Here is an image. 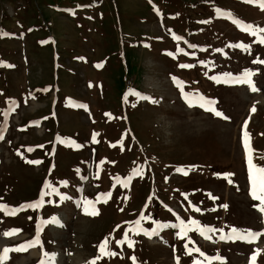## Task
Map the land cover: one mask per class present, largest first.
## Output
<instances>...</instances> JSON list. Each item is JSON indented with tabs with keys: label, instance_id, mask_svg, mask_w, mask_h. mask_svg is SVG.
Returning a JSON list of instances; mask_svg holds the SVG:
<instances>
[{
	"label": "rangeland",
	"instance_id": "374dc122",
	"mask_svg": "<svg viewBox=\"0 0 264 264\" xmlns=\"http://www.w3.org/2000/svg\"><path fill=\"white\" fill-rule=\"evenodd\" d=\"M217 9L264 28L244 0H0V204L16 211H0V252L37 246L3 264H90L106 237L117 255L96 264H250L264 250V236L220 239L264 232L247 162L264 167V44ZM245 70L259 91L212 79ZM193 93L223 115L190 107ZM138 219L149 234L118 245ZM180 220L216 231L183 236Z\"/></svg>",
	"mask_w": 264,
	"mask_h": 264
},
{
	"label": "snow or ice",
	"instance_id": "6c2138e0",
	"mask_svg": "<svg viewBox=\"0 0 264 264\" xmlns=\"http://www.w3.org/2000/svg\"><path fill=\"white\" fill-rule=\"evenodd\" d=\"M245 3H250V4H257L259 5V7L264 10V0H244ZM217 15H223L225 18L231 19L233 21V23H235L237 25V27H239L242 31L249 33L250 35H253L255 37H257L256 42L259 44H264V28H259L258 26H254L252 24H247L244 21L240 20L237 17H234L232 15V13L230 11H226V10H220L217 9ZM174 39H176L177 41L181 40L182 37L179 36H174ZM189 47L195 48L196 45H189ZM230 47H240L243 48L245 50H249L250 49V45H244L243 43L241 44H237V45H230ZM184 50L182 48H177V52H183ZM217 51H221L219 49H217ZM254 63H260V64H264V60H255L253 61ZM3 62H0V64H2ZM200 63H204L203 61H201ZM194 65H189V64H183L180 65V67H193ZM225 79L224 80H219L217 77H212V79L217 80L218 83L223 82V83H237V84H247L250 88V90L252 92H257L259 91V89L256 87L255 83L252 80V76L255 75V73H253L251 70H245L240 76L238 77H232L231 74L229 73H225L223 74ZM137 95L140 99H149L148 97H144L138 93H132ZM191 99H189V97L186 95L185 99L188 101L189 106L193 107V106H199V107H205V110L213 112L216 116H222L223 114L219 111H217L213 106L215 105L216 101L213 100H209L205 97H203L201 94L199 93H193L191 94ZM11 107L9 109L6 110L7 114H10L11 111H13L16 107L15 102H10ZM80 107H85L84 105H80ZM252 111H255V108L253 107ZM225 119H227V117H224ZM247 122H245V127H246ZM247 135V133H246ZM0 139H3V135H2V131H0ZM93 140L95 141V134L93 136ZM31 150V149H29ZM245 150H246V154L249 151V146L247 141H245ZM28 163H39V161H27ZM248 165H249V177L252 183V188H251V196L254 200L259 201L258 205H255V207L258 208L259 212H261L262 214H264V167H256L255 171H253V164H252V160H251V156H248ZM178 171H180V169H178ZM187 174V173H185ZM136 175H141V168L137 167L134 168L132 170L131 175L126 178L123 181V186L127 187L128 186V181L131 180V178L133 176ZM53 192L56 191L55 188L52 189ZM45 195L48 193H44ZM102 196H107L110 197L111 193H106V194H101ZM63 198V197H62ZM104 202L106 203L107 200H104ZM42 203V200L37 202V204ZM86 206H85V212L86 214H91V215H97L98 211L93 209L92 212H88V207L87 205L93 203V202H85ZM28 207H32L33 205H27ZM24 206H21V210L23 209ZM194 207V206H193ZM226 207V206H225ZM122 210V209H121ZM0 211H3L6 215H15L16 211L14 209H11L10 206L5 205V204H0ZM195 211H200L199 208H195ZM141 218H146L143 216V214H141ZM53 223H57L58 221L53 218L52 221ZM134 223V227L130 228L128 230H126L124 232L123 238L116 240V243L118 245H123L125 243H127V245L129 247H133L134 246V241H132L131 239H129V231H134L137 234H139V232H145V234H149L146 230L142 229L140 227V220H136L133 222ZM174 227H178L180 229V233L183 236H187L189 231H197L199 232L201 235H203L206 239L210 238L208 236V233L214 232L216 231L215 229L209 227V226H201L199 224L198 221L192 220L190 222V224H185V222L183 220H180L178 225H173ZM164 227H168V225L166 224H158L156 229L152 230L151 234H155L160 228H164ZM117 228H119V226H117ZM19 230L16 229H12L9 231H6L3 233L4 236H11V235H15L17 234ZM260 236H264V232H254L251 230H246V231H238L236 229H233L231 234H227V235H221L220 239H239V240H244L248 243H253L256 239H258ZM107 244H108V238L106 237L104 241H102L100 243L99 247V252L101 253L100 256L94 258L90 264H96V260L98 259H102L104 255L107 256H115L117 255V253L112 252V251H108L107 250ZM35 246L32 242H26L25 245L23 246H19L17 248H7L5 247L2 252H0V264H3L4 261H6L9 258V252L12 251H26L28 247H33ZM187 247V246H186ZM191 251H196L199 252V249H192ZM191 251L189 252V254H191ZM261 251H264L262 249H256L253 253V255L250 257V264H256L257 261V257L260 254ZM47 255V254H46ZM201 255H203L201 253ZM131 259L133 260V264H135L136 258L135 257H131ZM211 259H221L220 257H214V258H207L206 260H211ZM41 264H54V254L53 256L50 258L49 261L45 262L42 261ZM193 264H204V261H199V260H195L193 261Z\"/></svg>",
	"mask_w": 264,
	"mask_h": 264
},
{
	"label": "bare ground",
	"instance_id": "6f19581e",
	"mask_svg": "<svg viewBox=\"0 0 264 264\" xmlns=\"http://www.w3.org/2000/svg\"><path fill=\"white\" fill-rule=\"evenodd\" d=\"M195 119V118H194ZM197 119V118H196ZM197 122H199V121H197ZM201 122V121H200ZM195 132V131H194ZM75 233H77V232H75ZM76 235H79L78 233L76 234ZM35 246H33L32 247V251H33V253H36V248H37V246H36V244H35V242H32Z\"/></svg>",
	"mask_w": 264,
	"mask_h": 264
}]
</instances>
